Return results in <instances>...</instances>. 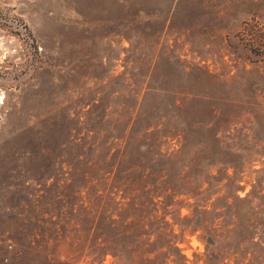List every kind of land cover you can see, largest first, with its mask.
Returning a JSON list of instances; mask_svg holds the SVG:
<instances>
[{"label":"rangeland","instance_id":"rangeland-1","mask_svg":"<svg viewBox=\"0 0 264 264\" xmlns=\"http://www.w3.org/2000/svg\"><path fill=\"white\" fill-rule=\"evenodd\" d=\"M254 21L264 25V0H0V264H23L16 243L41 219L60 211L70 227L73 184L84 181L71 170L106 149L93 140L125 128L132 140L166 139L155 148L173 151V172L215 175L209 202L226 224L215 220L212 245L188 221L194 198L174 196L186 218L172 225L179 263L206 264L213 251L211 264H258L264 60L238 36Z\"/></svg>","mask_w":264,"mask_h":264},{"label":"trees","instance_id":"trees-1","mask_svg":"<svg viewBox=\"0 0 264 264\" xmlns=\"http://www.w3.org/2000/svg\"><path fill=\"white\" fill-rule=\"evenodd\" d=\"M246 25L239 30V39L255 52L258 60H264V43L258 39L264 35V25L257 21ZM148 128L149 125L144 130ZM125 129L98 143L93 140L91 144H105L106 149L89 150L86 165L71 170L84 181L73 184L68 208L70 227H64L60 211L55 219L53 215L41 219L39 232H26L15 242V258L23 264H103L110 254L113 264H180L177 234L172 225L186 218L180 217V212L171 207L182 203L174 201V196L181 194L194 198L193 202L184 203L192 211L188 221L202 231L201 237L208 245L214 243L215 220H219L216 224H226L224 219L220 220L224 212L216 210L214 200L209 202L218 192H209L212 188L210 178L215 179V175H196L191 180L186 172L183 173L184 169L173 172L165 165L173 151L155 148L166 143V139H150L154 132L144 131L140 139L132 140ZM238 162L229 159L226 164ZM223 178L238 186L233 176L225 175L220 180ZM205 183L207 187H203ZM205 193L208 197L204 201ZM218 199L225 198L221 196L215 200ZM228 204L224 200L222 207ZM168 214L172 216L171 222L166 218ZM225 232L229 237L231 229L226 227ZM255 237L264 239L261 234ZM241 238L253 241L254 236ZM244 254L253 255L249 250ZM212 257L214 252L210 251L206 264H211L208 260ZM257 263L264 264V258Z\"/></svg>","mask_w":264,"mask_h":264}]
</instances>
